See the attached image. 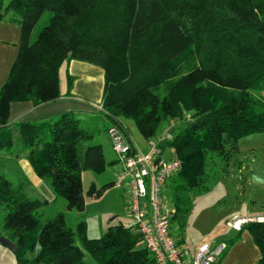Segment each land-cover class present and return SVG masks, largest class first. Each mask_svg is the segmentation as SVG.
<instances>
[{"label": "trees", "instance_id": "obj_1", "mask_svg": "<svg viewBox=\"0 0 264 264\" xmlns=\"http://www.w3.org/2000/svg\"><path fill=\"white\" fill-rule=\"evenodd\" d=\"M0 18L20 27L0 84V158L23 154L66 208L83 210L80 174L104 170L98 135L111 124L123 131L122 119L145 139L160 123L182 121L161 143L180 162L165 182L178 229L204 188L205 155L264 133V0H0ZM68 59L102 69L98 111L8 120L12 100L38 105L68 95L73 77L65 73L64 93L57 81ZM23 184L0 174V234L14 243L16 263L154 264L140 234L121 222L95 237L83 220L68 226L61 211L40 223L36 210L46 199L25 195ZM244 229L258 249L255 264H264V222L254 220L224 239L215 262Z\"/></svg>", "mask_w": 264, "mask_h": 264}, {"label": "rangeland", "instance_id": "obj_2", "mask_svg": "<svg viewBox=\"0 0 264 264\" xmlns=\"http://www.w3.org/2000/svg\"><path fill=\"white\" fill-rule=\"evenodd\" d=\"M57 70L59 87L65 85V73L67 64L62 63ZM264 96V91L260 92ZM93 114V113H92ZM122 128H127L135 149L140 154L149 151L148 141L141 136L138 128L129 119H122ZM182 121L172 120L171 123H160L157 134L162 135L164 131H170ZM98 141L101 143L103 156L106 165L104 170L95 172L84 169L81 176V190L83 198V210L65 207V198L53 195L50 185L44 177H37L29 167L28 162L20 163L17 166L11 159L0 160V174H3L12 183L23 181L22 192L32 198L46 199L36 211L39 222H43L53 213L61 211L65 223L73 228L77 221L85 223V235L89 237L99 236L107 224L121 222L127 226L129 221L128 194L125 182L119 187L113 185L100 189L101 185L115 180L119 168L114 160V153L111 151L110 142L105 132H100ZM166 149L163 150L164 157H167ZM223 155L207 153L205 155V181L203 190L193 196L192 207L184 217L181 229H178L176 221L169 222V228L174 239L181 240L187 250L191 252L199 242L208 241L212 238L220 239L229 231L224 227V215L231 210H241L255 204L263 196V189L260 186L264 183V133H251L236 141V147L232 150H225ZM23 155V154H22ZM20 157V156H19ZM18 158V157H17ZM25 159V158H24ZM244 159L250 172L246 168H238L236 161ZM243 161V160H242ZM26 165V166H25ZM16 171V172H15ZM112 180V181H111ZM162 199L166 206H171L169 189L166 184L163 186ZM3 209L0 208V232H2L1 216ZM14 252L9 248L0 245V264H36L30 261L16 263ZM31 253L26 257L30 258ZM216 263V262H214ZM213 263V264H214ZM40 264V263H38Z\"/></svg>", "mask_w": 264, "mask_h": 264}, {"label": "built area", "instance_id": "obj_3", "mask_svg": "<svg viewBox=\"0 0 264 264\" xmlns=\"http://www.w3.org/2000/svg\"><path fill=\"white\" fill-rule=\"evenodd\" d=\"M171 123V121H169ZM105 131L110 142L114 161L119 168L114 185L125 182L128 196L129 221L140 234L141 244L146 247L154 264H212L222 253L227 243L224 239L201 241L189 252L185 245L177 244L169 228L172 206H166L162 199V190L167 178L180 168L176 156L167 147H162L164 139L171 136L170 131L162 135L155 134L146 139L149 151L140 154L127 141L121 128L111 124ZM166 149L167 157L163 150ZM264 222V214H233L224 219V227L237 231L246 221Z\"/></svg>", "mask_w": 264, "mask_h": 264}, {"label": "crops", "instance_id": "obj_4", "mask_svg": "<svg viewBox=\"0 0 264 264\" xmlns=\"http://www.w3.org/2000/svg\"><path fill=\"white\" fill-rule=\"evenodd\" d=\"M19 28L20 27L16 23L0 18V84L5 81L4 79L10 68L9 66L17 54ZM66 64L68 66L67 73L73 77V79H71L68 95H61L55 100L38 105H33L29 100H12L8 104L7 119L11 121L43 119L65 110L96 113L100 105L101 91H103L102 85L104 76L102 69L96 64L75 59H68ZM59 90L64 93L65 85L64 87H59ZM122 134L125 139L130 141L132 146H134L135 143L129 138L127 128L123 127ZM24 158L25 156L21 154L20 157L11 160H13L17 169H19L18 165L20 163H23L24 160L27 162V159ZM3 159L6 158H0V160ZM111 161L114 160L112 159ZM236 163L238 168H246V170L250 172L251 169L247 166L248 164L244 159H238ZM112 183L114 182L112 181ZM111 185L119 187L114 184ZM260 188L263 189L262 193L264 196V183ZM233 214H246L250 216L264 214V197L259 199L255 204L245 207L244 211L231 210L230 212H226L224 217L226 219ZM233 234L234 231L230 230L228 233L221 236L220 239L229 238ZM258 257V249L255 243L252 242L247 230L244 229L239 233L235 242H232V244L228 246L222 258L214 264H255Z\"/></svg>", "mask_w": 264, "mask_h": 264}, {"label": "water", "instance_id": "obj_5", "mask_svg": "<svg viewBox=\"0 0 264 264\" xmlns=\"http://www.w3.org/2000/svg\"><path fill=\"white\" fill-rule=\"evenodd\" d=\"M0 245H3L7 248H9V250L11 249L12 251L15 250V245L12 241H10V239L6 238L5 236L0 234Z\"/></svg>", "mask_w": 264, "mask_h": 264}]
</instances>
